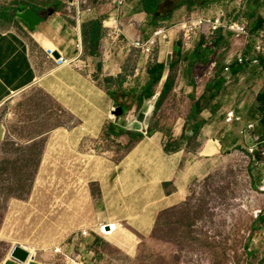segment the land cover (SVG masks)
I'll return each instance as SVG.
<instances>
[{"label": "crops", "instance_id": "0c3cea01", "mask_svg": "<svg viewBox=\"0 0 264 264\" xmlns=\"http://www.w3.org/2000/svg\"><path fill=\"white\" fill-rule=\"evenodd\" d=\"M47 1L54 3L53 7L42 9L28 3L15 8L13 15L28 27L40 49L46 51L43 41L50 42L67 63L53 66L42 80L44 90L72 119L69 126L51 133L47 152L55 149V166H69L73 183L70 198L86 200L94 223L115 224L117 231L125 228L146 236L154 230L161 213L179 204L191 182L203 178L225 151L248 145L244 134L254 132L247 127L257 125L261 116L258 99L264 95V53L256 64L250 62L254 35L264 30V0H203L193 8L176 10L161 27L152 23L144 0H127L119 9L115 0ZM28 9L37 14L52 9L54 13L30 28L18 17ZM220 12L226 22H244L246 34L236 37L220 28L209 39L208 26H204L191 40H183L182 34L172 29L198 14L214 19ZM116 17L121 31L117 36L109 29ZM11 20L9 10L0 7V105L38 79L28 39L2 25ZM96 20L102 22L104 36L100 55L91 56L84 50L82 25ZM158 29L167 31V39L160 40L153 56L133 46L137 41H149ZM239 55L247 61L238 63ZM156 65L165 68L154 87L155 107L164 83L177 66L182 86L197 97L191 95L190 110L183 116L171 115L165 129L151 126V112L146 113V125L151 127L144 134L137 121L114 112L128 100L140 106ZM107 79H114L115 84L108 85ZM197 101L201 112L196 121L189 122L191 107ZM230 113L237 121L226 122ZM4 137L0 124V142ZM190 140L197 142L195 149L189 147ZM45 160L50 161L48 156ZM112 238L117 247L127 251L133 247L132 236ZM31 257L29 264H78L51 262L48 256L35 253ZM2 264L19 262L8 258Z\"/></svg>", "mask_w": 264, "mask_h": 264}, {"label": "rangeland", "instance_id": "374dc122", "mask_svg": "<svg viewBox=\"0 0 264 264\" xmlns=\"http://www.w3.org/2000/svg\"><path fill=\"white\" fill-rule=\"evenodd\" d=\"M28 3L42 9L54 5L47 0H0V7L12 15L11 21H3V27H12L28 39L38 71L33 86L11 94L0 105V124L5 130L0 142V264L10 258L18 244L37 256H48L51 262L264 264L262 115L249 130L254 132L244 134L248 145L225 151L221 161L207 168L203 178L191 182L179 204L161 213L154 230L146 236L119 228L106 237L101 231L103 225L94 223L87 212L86 200L70 198V168L55 166L53 158L57 153L55 149L47 152V148L51 133L69 126L72 119L42 86L53 66L65 63L57 62L48 49H40L28 27L13 16L15 8ZM179 74L177 66L170 73L173 89L157 109L154 110L155 97L141 106L128 100L123 102L129 107L124 116L134 122L140 112L150 111L151 126L162 129L171 115L183 116L190 110L191 95H197L188 93ZM261 107L264 99L259 101ZM151 126L147 125L145 132L140 127L139 131L147 134ZM188 144L191 149L197 147L195 140ZM46 155L50 161L45 160ZM115 235L134 237L133 247L129 251L117 247L112 238Z\"/></svg>", "mask_w": 264, "mask_h": 264}, {"label": "trees", "instance_id": "16d2710c", "mask_svg": "<svg viewBox=\"0 0 264 264\" xmlns=\"http://www.w3.org/2000/svg\"><path fill=\"white\" fill-rule=\"evenodd\" d=\"M203 0H144V8L145 11L149 14L152 23L156 27H161L165 21L172 18L173 13L180 9L181 7L187 6L188 8H193L194 6L199 5ZM60 4L55 5L58 9ZM39 9V8H35ZM104 36V27L101 21H88L82 25V37H83V46L84 50L87 54L91 56L100 55L101 40ZM174 64L171 63L170 68L172 69ZM164 65H156L150 71L152 81L146 88L140 102V106L142 105L144 99H150L155 95L154 86L157 85L162 76ZM108 82H113L114 79H107ZM173 85V77L169 75L164 86L162 88V92L157 100L156 109L161 105L162 100L172 89ZM264 99V95L259 97V101ZM120 107L123 109L124 113L129 110L125 104H120ZM201 112V103L200 101L195 102L190 111V115L188 121H196L199 113ZM260 112L262 115V123H264V107L260 108ZM141 137V136H140Z\"/></svg>", "mask_w": 264, "mask_h": 264}, {"label": "built area", "instance_id": "2783aa9c", "mask_svg": "<svg viewBox=\"0 0 264 264\" xmlns=\"http://www.w3.org/2000/svg\"><path fill=\"white\" fill-rule=\"evenodd\" d=\"M127 0H115V3L117 5V8H121ZM88 12H91L92 10L89 8L87 10ZM112 23L113 28V33L117 36L121 31L119 28V19L118 17L114 18ZM204 26H208L209 29V39L214 35L215 32H217L220 28L226 29L230 32H232L236 37L242 36L246 34V24L244 22H237V21H225L224 19V14L223 12H220L217 14V16L214 19H209L200 16L199 14L196 15L195 17H191L188 20L184 21L183 23H180L178 27H176V30L178 33L182 34L183 40H191L193 36H196L199 32H201L204 28ZM166 30L165 29H158L154 36L147 41L146 43L142 41H137L133 44L134 47L142 49L147 55L152 56L156 47L158 46L160 40H166L167 35H166ZM54 50L50 51V56H54ZM252 52H253V59L250 60L252 64H256L258 62V56L264 53V30H259L253 38V44H252ZM55 60L59 63H66L64 60V57L61 54L60 58H55ZM238 63L242 64L245 61H247L243 56L239 55L238 58ZM231 63L228 62V65ZM234 121H237V119L234 117V113H230L227 115L226 122L227 123H232ZM253 126H248L247 130H252ZM103 228L107 229V225H103L101 227V230ZM103 233V232H102ZM104 234V233H103ZM32 256V255H31ZM30 257L27 262L25 263H20L19 264H29Z\"/></svg>", "mask_w": 264, "mask_h": 264}, {"label": "water", "instance_id": "95a60500", "mask_svg": "<svg viewBox=\"0 0 264 264\" xmlns=\"http://www.w3.org/2000/svg\"><path fill=\"white\" fill-rule=\"evenodd\" d=\"M54 13V10L49 9L47 12L42 13H35L32 9L25 10L22 14H20L18 17L23 20L30 28H33L38 23L44 21L48 16L52 15ZM55 58H60L61 54L59 52H54ZM170 64V61L168 62V65ZM116 116H122L124 114L123 109L120 107L117 110H115ZM146 118L147 115L144 112H140L137 117V122L141 125L142 130L146 131ZM108 229V227H107ZM31 257V253L28 249L24 248L22 245H16L10 254V258L13 260H16L20 263H25L28 261V259Z\"/></svg>", "mask_w": 264, "mask_h": 264}, {"label": "bare ground", "instance_id": "6f19581e", "mask_svg": "<svg viewBox=\"0 0 264 264\" xmlns=\"http://www.w3.org/2000/svg\"><path fill=\"white\" fill-rule=\"evenodd\" d=\"M43 44H44V46L45 47H47L48 48V50L49 51H51V50H56V48L50 43V42H47V41H43ZM56 52V51H55ZM117 225H115V224H112L111 226H108V229H106V228H103V230H101L105 235H112V234H114L116 231H117ZM29 250V249H28ZM12 251V250H11ZM30 251V253H31V255H33L34 254V251L33 250H29ZM10 254H11V252H10ZM9 257H10V255H9Z\"/></svg>", "mask_w": 264, "mask_h": 264}]
</instances>
